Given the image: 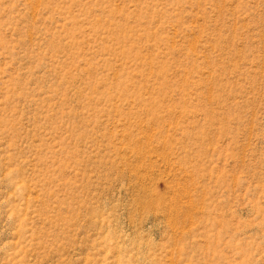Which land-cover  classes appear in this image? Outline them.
Listing matches in <instances>:
<instances>
[{
    "label": "rangeland",
    "instance_id": "obj_1",
    "mask_svg": "<svg viewBox=\"0 0 264 264\" xmlns=\"http://www.w3.org/2000/svg\"><path fill=\"white\" fill-rule=\"evenodd\" d=\"M0 264H264V0H0Z\"/></svg>",
    "mask_w": 264,
    "mask_h": 264
}]
</instances>
